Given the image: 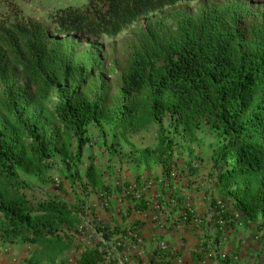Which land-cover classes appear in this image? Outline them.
<instances>
[{"label": "trees", "instance_id": "16d2710c", "mask_svg": "<svg viewBox=\"0 0 264 264\" xmlns=\"http://www.w3.org/2000/svg\"><path fill=\"white\" fill-rule=\"evenodd\" d=\"M188 1L204 0H87L55 10L45 25L26 17L14 0H0L3 238L36 245L37 260L48 264L72 245L84 214L69 201L65 184L81 199L108 188L97 165L85 161L92 158L88 128L101 129L104 122L119 130L114 142L120 146L108 144L111 154L156 127L155 145L149 142L141 156L160 163L165 173L175 155H186L187 168L197 171L195 162H204L187 147L197 142L203 123L219 131L226 143L205 164L239 213L264 218V18L250 2L172 11L170 24L147 20L111 64L97 45L80 47V40L115 37L141 18ZM55 155L64 164L62 195L30 197L21 172L42 175ZM95 248L82 252L77 264H109Z\"/></svg>", "mask_w": 264, "mask_h": 264}, {"label": "crops", "instance_id": "0c3cea01", "mask_svg": "<svg viewBox=\"0 0 264 264\" xmlns=\"http://www.w3.org/2000/svg\"><path fill=\"white\" fill-rule=\"evenodd\" d=\"M14 1L32 19L40 17L28 16L30 8L46 14L71 6L65 0L58 6L59 0ZM147 139L130 137L120 154L92 153L90 160L108 188L97 189L88 199L69 192L89 232L85 239L76 234L51 264H77L82 252L95 247L109 264H264L263 217L248 219L232 199L224 198L225 187L217 185L211 164L195 162L198 169L193 172L186 155H175L171 171L165 173L160 163L145 161L141 153ZM187 212L191 218L185 220ZM130 232H137L141 241ZM117 239L123 240L122 247L115 245ZM37 248L0 234V264H48L37 260Z\"/></svg>", "mask_w": 264, "mask_h": 264}, {"label": "rangeland", "instance_id": "374dc122", "mask_svg": "<svg viewBox=\"0 0 264 264\" xmlns=\"http://www.w3.org/2000/svg\"><path fill=\"white\" fill-rule=\"evenodd\" d=\"M57 2V0H54ZM66 3L70 4L73 7L81 6L82 4L86 3L87 0H65ZM224 1H230V2H246L249 3L250 6H252L255 10H257L259 13L263 15L264 18V1H255L252 2L251 0H204V1H188V2H180L174 6H169L164 8L163 10H160L158 12H154L150 14L148 17L141 18L134 24L127 27L123 32H121L119 35L115 37H107V36H99L93 39H83L79 41L81 48H87L90 45H97L102 50V55L104 59L107 61L108 64H111L116 58H119L123 56L126 52L127 47L134 43L138 37V30L141 27V25L144 24L145 21H151V20H164L166 23L170 24V20L167 18V14L172 11L177 10H183L189 13H195L198 12L203 7H207L213 4L222 3ZM64 0H59L58 5H62ZM0 9H4L3 5L0 4ZM59 9L54 8L53 10H50L46 14L42 12L43 14H40L37 12V10H34V8H30L29 11H33V13H30L28 16H38L39 19H34L37 21L42 22L45 25L50 24V15L55 11ZM23 14H25L23 12ZM26 16V15H25ZM107 79H113L114 77L111 76V74H107ZM56 95L54 96V100H56ZM55 105V101L51 103L50 106ZM171 121L170 117H165V123H169ZM165 129V127H164ZM166 130V134L168 136H171L172 133ZM41 130H39L40 132ZM88 134L90 135V141L88 143V148L86 152H107L109 150V147L111 148L113 145H117V147L120 146V144L117 142H114L117 140H120L119 138V130L116 127L115 123H109L104 122L102 124L101 129L97 128L95 126H89L88 128ZM156 135V127H151L149 129H146L138 134L133 135V137H136L138 141H141L144 138H148L147 140H150L151 145H155V142L153 140V137ZM179 135V134H178ZM180 136V135H179ZM185 139V137H181ZM197 142L192 146L187 147V152L191 153L192 149L195 152V155L202 161L215 157V154L219 146L223 143H226V138L220 134L217 130H212L205 123H203V126L201 127V130L197 132L196 136ZM101 141L108 142L105 144H101ZM189 142V141H188ZM124 143V142H123ZM103 145L105 147H103ZM187 146V145H186ZM115 148L114 151H118V148ZM123 152V151H122ZM195 156V157H196ZM87 157V156H86ZM182 157V156H181ZM88 158V157H87ZM85 159V161L88 163L90 157L88 159ZM54 162L47 167V169L42 173V175L37 174H28L25 172H21V176L23 179L27 181V183L30 185L31 189L27 191V194L34 198L38 199L42 195H50V196H57L62 195V191L60 189L61 186V179H62V170L64 167V164L61 161V158L59 155L54 156ZM84 163V161H82ZM81 170L85 169L84 165L82 164V167H80ZM77 184H75V187ZM65 189L67 191H71V186L69 184H65ZM263 242H264V218H263Z\"/></svg>", "mask_w": 264, "mask_h": 264}, {"label": "built area", "instance_id": "2783aa9c", "mask_svg": "<svg viewBox=\"0 0 264 264\" xmlns=\"http://www.w3.org/2000/svg\"><path fill=\"white\" fill-rule=\"evenodd\" d=\"M184 219L188 220V215L185 214ZM86 232H89L88 224L87 223H82L81 225H79V227H78V233H79L78 236L80 238H82V239H85L87 237ZM130 235H132L134 237V239L137 240V242L141 241V239L138 237L137 232H130ZM127 238H128L127 235L123 236V240L124 241H126ZM118 244L122 247L124 245V242H122V245H121V242H119Z\"/></svg>", "mask_w": 264, "mask_h": 264}]
</instances>
